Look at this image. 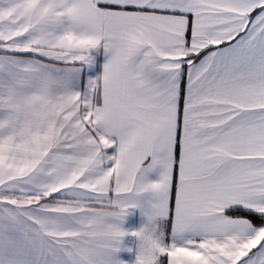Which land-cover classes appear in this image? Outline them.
Instances as JSON below:
<instances>
[{
  "label": "snow or ice",
  "instance_id": "1",
  "mask_svg": "<svg viewBox=\"0 0 264 264\" xmlns=\"http://www.w3.org/2000/svg\"><path fill=\"white\" fill-rule=\"evenodd\" d=\"M0 264H264V0H0Z\"/></svg>",
  "mask_w": 264,
  "mask_h": 264
},
{
  "label": "crops",
  "instance_id": "2",
  "mask_svg": "<svg viewBox=\"0 0 264 264\" xmlns=\"http://www.w3.org/2000/svg\"><path fill=\"white\" fill-rule=\"evenodd\" d=\"M118 255L121 257V258H128V255H127V253H124L123 251L122 252H120V253H118Z\"/></svg>",
  "mask_w": 264,
  "mask_h": 264
}]
</instances>
